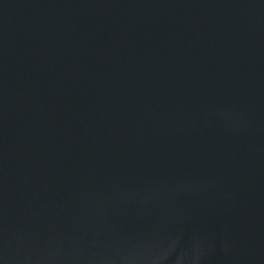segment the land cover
Returning a JSON list of instances; mask_svg holds the SVG:
<instances>
[{
  "label": "water",
  "instance_id": "95a60500",
  "mask_svg": "<svg viewBox=\"0 0 264 264\" xmlns=\"http://www.w3.org/2000/svg\"><path fill=\"white\" fill-rule=\"evenodd\" d=\"M0 264H264V0H0Z\"/></svg>",
  "mask_w": 264,
  "mask_h": 264
}]
</instances>
